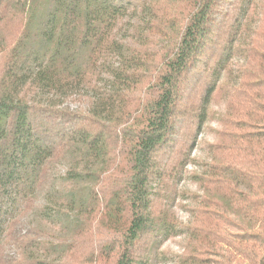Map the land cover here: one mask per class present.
<instances>
[{
  "label": "trees",
  "instance_id": "trees-1",
  "mask_svg": "<svg viewBox=\"0 0 264 264\" xmlns=\"http://www.w3.org/2000/svg\"><path fill=\"white\" fill-rule=\"evenodd\" d=\"M0 60V264H264V0H0Z\"/></svg>",
  "mask_w": 264,
  "mask_h": 264
},
{
  "label": "rangeland",
  "instance_id": "rangeland-1",
  "mask_svg": "<svg viewBox=\"0 0 264 264\" xmlns=\"http://www.w3.org/2000/svg\"><path fill=\"white\" fill-rule=\"evenodd\" d=\"M18 28V22L16 21H8L2 26V35L5 36L10 42L11 38L16 35V29ZM3 61L0 60V64H2ZM223 112V102L222 101H216L213 102V104L210 106V116L208 118V122L206 125V131L204 134L200 137V141L202 145L206 144H212L217 141V133L221 130L218 117L220 113ZM198 159H205L206 154L202 151L198 152L197 154ZM200 168V167H198ZM187 187H189L192 190H196L194 185L189 184ZM177 216L185 219V214L179 209L177 210ZM182 245V244H180ZM179 240H172L163 246L164 251H171V252H179L180 250Z\"/></svg>",
  "mask_w": 264,
  "mask_h": 264
}]
</instances>
